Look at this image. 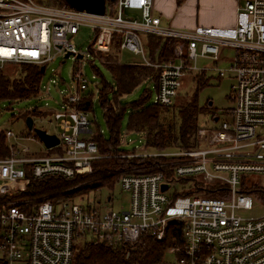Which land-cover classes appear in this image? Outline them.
Masks as SVG:
<instances>
[{
  "label": "built area",
  "instance_id": "2783aa9c",
  "mask_svg": "<svg viewBox=\"0 0 264 264\" xmlns=\"http://www.w3.org/2000/svg\"><path fill=\"white\" fill-rule=\"evenodd\" d=\"M114 5L113 13L106 6L103 15H95L34 0H0V69L21 63L45 68L66 53L78 61L84 53L68 36L89 26L97 32L93 51H107L114 37L119 49L140 54L144 65L155 69L153 103L164 107L174 104L186 74L210 69L198 67V58L217 62L230 51L224 58L229 66L216 71L233 81L232 106L222 117L213 111L208 121L197 123L192 148L122 155L158 157L154 172L118 176L115 184L128 194L125 210L80 204L83 196L11 200L31 180L89 174L93 162L104 157L96 142L84 137L91 134L88 111L79 106L87 81L76 68L75 92L63 97L61 109L38 110L57 125L58 144L48 148L51 153L33 156L17 144L34 133L2 131L8 152L0 157V264H73L86 241L133 246L142 236L170 240L165 249L177 255L175 264H264V0H237L230 27L188 30L161 25L152 15V0H114ZM125 10H137L139 17H127ZM143 36L174 39L172 59L148 61ZM255 209L258 214L244 215Z\"/></svg>",
  "mask_w": 264,
  "mask_h": 264
},
{
  "label": "rangeland",
  "instance_id": "374dc122",
  "mask_svg": "<svg viewBox=\"0 0 264 264\" xmlns=\"http://www.w3.org/2000/svg\"><path fill=\"white\" fill-rule=\"evenodd\" d=\"M37 2L45 3V0H34ZM156 1V0H154ZM167 1V15L169 16V22L172 25L178 27H191L197 24L219 27L227 26L222 24H216V22H209V19L221 18L225 13L224 6L225 0H165ZM169 2V3H168ZM171 2V3H170ZM215 3H218L217 10L215 9ZM50 4H53L50 2ZM59 5V4H57ZM152 11L154 14L162 17L156 9ZM125 16L127 17H139V12L137 10H125ZM233 25V24H232ZM231 25H228V27ZM94 32L89 26H80L77 33L68 36V40L84 54L78 59V61L73 57L69 56L64 58L63 56L56 57L54 60L49 62L44 72L41 75L40 80V92L37 95L31 96L29 98L14 99V100H3L0 102V132L4 130H11L15 134H23L25 136L32 135V131L26 129L25 117L31 116L33 119V124L35 128L45 129L50 133H57V128L55 122H49L51 118L50 115L39 112L45 110L56 111L61 109V102L65 95L75 92V82L72 78L73 71L79 68L82 76L87 81V89L84 90V95L89 96L91 99V106L88 109V118L90 121L89 128L91 134L84 135V137H93L100 134L105 142H102L103 147H107L109 144L110 133L108 131L105 117L104 109L101 106L100 92L97 88V84H103L107 87L105 92V97L107 101L114 103L115 107H119L122 110V116L120 119L119 135L117 145H112L114 158L117 156L118 159L124 160V162H140L143 161L145 157L141 155H130L122 156L126 154H142L162 152V151H175L176 147L167 146L162 150L155 149L154 147H146L145 137L141 132L130 131L128 129V116L130 112V105L133 101L141 99V97L148 96L147 103H153V99L156 94L155 81L153 79L145 78L140 81L130 92L117 96L115 99L116 82L110 71L105 67L103 62L94 57L90 52V44L93 40ZM145 55L148 58V49L145 47ZM110 56L115 57L118 63L122 64H133L142 63L143 59L140 54H134L127 50H121L118 47L112 45ZM102 59L105 55L100 54ZM231 55L230 51H225L220 55L217 62L211 59L198 58L196 63L198 67L205 66L210 68L204 72L203 84L198 85L195 77L200 74L194 72L192 74H186L182 78L181 87L178 88V94L176 96L174 107H177L179 101L182 99L190 98L194 91L197 89V103L198 106L204 107L210 104V111L216 112L218 116L222 117L224 110L232 106L229 100V94L231 89V84L233 83L229 75L224 77H219L217 75L218 69H226L230 61L224 58H228ZM141 65V64H139ZM23 67L17 64H6L0 69V73L12 77H16L19 69ZM116 100V101H114ZM209 108V107H208ZM168 110L162 111L160 116L162 118L163 124H167L170 116L172 114V107H168ZM33 110V112H32ZM39 110V111H38ZM204 109L203 112L198 116V122L203 123L208 121L207 118L210 113H206ZM47 115V116H46ZM30 134V135H29ZM7 143H14L12 139L6 140ZM18 145L29 147L30 151L34 155H43L44 146L39 139H29L20 138L17 142ZM117 147V148H116ZM124 151V152H118ZM40 152V153H38ZM128 152V153H127ZM107 153V152H106ZM109 153V152H108ZM148 159L155 160L158 157H147ZM121 161V160H119ZM264 177V175H262ZM71 183L67 185L64 191H70L76 189V193L71 195L72 198L77 199V197H82L79 202L83 205H91L98 208L101 211L105 210H125L128 208V194L121 191L118 184L113 185L112 189L107 187H101L96 190H84L79 189V183L74 182L70 179ZM28 188V186H27ZM26 188V190H27ZM25 190V191H26ZM171 190V189H170ZM24 191V192H25ZM24 192L16 195L11 200L16 199H29L24 195ZM77 195V196H76ZM46 197L35 196L32 198V202L39 201L38 199ZM30 200V199H29ZM259 210L255 209L250 212H246L244 215H255L258 214ZM81 248V244L78 246L77 251ZM162 261L164 264H175L177 255L171 253L164 249ZM14 264H25L22 262H17Z\"/></svg>",
  "mask_w": 264,
  "mask_h": 264
},
{
  "label": "trees",
  "instance_id": "16d2710c",
  "mask_svg": "<svg viewBox=\"0 0 264 264\" xmlns=\"http://www.w3.org/2000/svg\"><path fill=\"white\" fill-rule=\"evenodd\" d=\"M59 6H68L63 0H45L46 4ZM42 3V2H41ZM173 39L159 37H147L148 60L150 62L166 61L171 58ZM93 55V52L91 51ZM95 56V55H93ZM103 64L110 71L116 82L115 99L117 96L130 92L140 81L145 78L153 79L157 90V72L148 66L136 64L118 63L115 57L106 55ZM22 65L16 77H10L0 73V102L3 100H14L29 98L39 92V84L42 72L35 64H17ZM204 73L198 74L195 79L197 84H203ZM99 89L100 102L104 109L105 122L110 133L109 144L107 147L101 145L105 142L101 135L91 137L96 142L99 152L104 156L95 160L92 165V171L89 174L77 175L73 178L74 182L79 183V189L96 190L101 187L112 189L114 182L122 173L127 174H148L154 172L158 167L153 166L158 160L144 158L140 162L127 161L114 158L112 154V145H117L120 119L122 110L115 107L114 103L107 101L105 92L107 87L101 84ZM90 98V97H89ZM148 96H143L130 105L128 116V129L130 131L141 132L145 137L146 147H154L162 150L167 146L189 149L195 144V131L198 123V116L205 109L210 111L208 106L200 107L197 103V89L190 98L179 101L177 107H172V114L167 124H163L160 116L162 111L168 110V107L147 101ZM116 101V100H114ZM84 102V101H83ZM81 103L80 108L88 110L89 105ZM209 107V108H208ZM213 113V112H212ZM117 148V147H116ZM118 152H124L119 151ZM5 145V136L0 132V157L7 155ZM107 152V153H106ZM109 152V153H108ZM128 153V152H127ZM121 160V161H119ZM70 179L55 177L46 180H31L24 195L28 198L45 195L38 200L49 199L56 201L58 199L71 197L76 193V189L64 191L70 184ZM77 196V195H76ZM76 198V197H75ZM170 244V240L157 242L148 236H142L133 246H111L107 243L86 241L81 244V248L75 253L73 264H164L162 261L164 249Z\"/></svg>",
  "mask_w": 264,
  "mask_h": 264
},
{
  "label": "crops",
  "instance_id": "0c3cea01",
  "mask_svg": "<svg viewBox=\"0 0 264 264\" xmlns=\"http://www.w3.org/2000/svg\"><path fill=\"white\" fill-rule=\"evenodd\" d=\"M64 1V0H63ZM65 2V1H64ZM169 3V2H168ZM171 3V2H170ZM44 4H46V3H44ZM152 4H153V9H156L158 12H159V14L160 15H162V13L164 14V16H162V17H160V16H158V15H156V14H154L153 13V11H152V7H151V12H152V15L153 16H155V17H158L159 18V20H160V24L161 25H163V26H168V27H170V28H173V29H184V30H188V29H193L194 27H196V26H205V25H199V24H197V25H195V26H191V27H178V26H174V25H172L171 24V22H169V16L167 15V10H165L166 8H167V1H165V0H156V1H154V0H152ZM47 5H50V6H59V5H51V4H47ZM217 5H218V3H215V9L217 10ZM107 6V8L110 10L111 9V12L113 13L114 12V10H115V5H114V0H106V3H105V7ZM67 7H69V6H67ZM236 7H237V0H225V6H224V11H225V13L223 14V15H225V16H222L221 18H218V19H209V22H216V24H222V25H227V26H219V27H228V25H231L232 26V24L234 25V23H235V17H236ZM71 8V7H70ZM206 27H211V26H206ZM230 27V26H229ZM94 32V35H93V40H94V38L96 37V35H97V32H95V31H93ZM112 36H114V35H112ZM147 37H150V36H143L142 37V42H143V46H144V48L146 47L147 49H149V47L147 46ZM153 37H159V38H161L162 40H164L166 37H160V36H153ZM169 39H171V38H169ZM93 40L91 41V42H93ZM174 40V39H173ZM174 44H175V40H174V43H173V45H172V52H171V54H172V56H171V58L170 59H172V57H173V46H174ZM112 45L113 46H115V47H118V43H117V41H115L114 40V37L111 39V44H110V46H109V48H108V50L107 51H105V52H95V51H93V49H92V47H91V45H90V48H89V52L91 53V51L93 52V55H95L94 57H97V58H99L102 62L104 61V59H102V57H101V55L100 54H103V55H112L113 53H111V48H112ZM144 55H145V50H144ZM64 57V56H63ZM145 58L148 60V58L146 57V55H145ZM170 59H168V60H170ZM149 61V60H148ZM154 62H158V60L156 59V61H154ZM133 64H136V65H139V64H141V65H143V66H145L144 65V63L142 62V63H133ZM39 66V68H41V67H43L44 68V66H40V65H38ZM154 69V68H153ZM44 70H45V68L43 69V71H41L42 73L44 72ZM155 70V69H154ZM183 85V84H182ZM102 87V85L101 84H97V88L98 89H100ZM87 89V88H86ZM85 89V90H86ZM39 92H40V84H39ZM83 97H84V105L85 106H87V105H89V106H91V99L89 98V96H86V95H84V93H83ZM81 105V104H80ZM79 105V106H80ZM88 111V110H87ZM32 112H33V110H32ZM42 113V112H41ZM44 114H47V113H44ZM28 116V115H27ZM26 116V117H27ZM47 116V115H46ZM26 117H25V119H26ZM31 117V116H30ZM33 120V119H32ZM49 122H52V120L50 119V121ZM55 122V121H54ZM55 125H56V123H55ZM25 126H26V129H28L27 128V125H26V123H25ZM32 128H35L34 127V124H32ZM56 128H57V125H56ZM29 130V129H28ZM41 130H45V129H41ZM30 131H32V135L31 136H34V131L33 130H30ZM46 131V130H45ZM58 131V130H57ZM34 133V134H33ZM46 133H48V134H54V135H56L57 133H50V132H48V131H46ZM23 135V134H22ZM30 135V134H29ZM36 135V134H35ZM34 139H39L38 137H37V135L36 136H34L33 137ZM20 140V139H19ZM40 140V139H39ZM41 141V140H40ZM43 144V143H42ZM43 146H44V144H43ZM21 147H26V146H21ZM53 147V146H52ZM26 148H28V152L30 153V154H32V151H30V149H29V147H26ZM51 148V147H50ZM53 151V149H50V150H48V148H46L45 146H44V152H42V153H44L43 155H34V154H32L33 156H44V155H47L48 153H51ZM38 153H40V152H38ZM166 248H167V246H166Z\"/></svg>",
  "mask_w": 264,
  "mask_h": 264
},
{
  "label": "water",
  "instance_id": "95a60500",
  "mask_svg": "<svg viewBox=\"0 0 264 264\" xmlns=\"http://www.w3.org/2000/svg\"><path fill=\"white\" fill-rule=\"evenodd\" d=\"M64 1L69 7L77 11H85L87 13L95 14V15H103L105 13L106 0H64ZM69 56H70L69 53H66L64 55V58H67ZM77 57L80 58L81 55H78ZM43 69H44L43 67L40 68L41 71H43ZM25 123L29 130L34 131V133L37 135V137L41 140V142L44 144L46 148H50L58 144V138L56 137V135L48 134L46 133L45 130L32 128V124H33L32 117L27 116L25 119ZM161 188L165 189L166 185H162Z\"/></svg>",
  "mask_w": 264,
  "mask_h": 264
}]
</instances>
